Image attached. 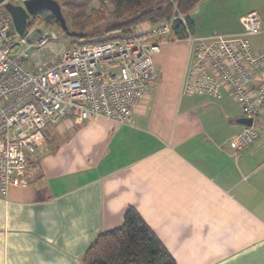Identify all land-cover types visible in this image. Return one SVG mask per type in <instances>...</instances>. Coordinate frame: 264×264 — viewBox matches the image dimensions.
Listing matches in <instances>:
<instances>
[{
	"label": "crops",
	"instance_id": "obj_1",
	"mask_svg": "<svg viewBox=\"0 0 264 264\" xmlns=\"http://www.w3.org/2000/svg\"><path fill=\"white\" fill-rule=\"evenodd\" d=\"M249 11L264 18V0H202L192 33L240 32ZM173 42L187 51L165 66ZM188 51L184 40L162 44L158 77L130 124L69 117L45 128L29 185L0 193V264H83L130 206L177 264H264V111L256 139L234 149L242 108L228 91L182 94Z\"/></svg>",
	"mask_w": 264,
	"mask_h": 264
},
{
	"label": "built area",
	"instance_id": "obj_2",
	"mask_svg": "<svg viewBox=\"0 0 264 264\" xmlns=\"http://www.w3.org/2000/svg\"><path fill=\"white\" fill-rule=\"evenodd\" d=\"M8 1L24 0L0 1L2 194L29 185L30 164L38 160L49 124L69 117L130 124L158 77L155 55L171 40L189 43L182 94L220 98L228 91L244 116L255 119L264 111V18L258 11L241 16L237 33L195 35L181 16L187 27L184 37L174 35L162 20L139 23L117 39L67 46L56 40L57 31L35 25L23 35L16 31L13 39ZM17 44L22 47L13 53ZM257 136L253 125L244 126L230 145L240 150Z\"/></svg>",
	"mask_w": 264,
	"mask_h": 264
},
{
	"label": "trees",
	"instance_id": "obj_3",
	"mask_svg": "<svg viewBox=\"0 0 264 264\" xmlns=\"http://www.w3.org/2000/svg\"><path fill=\"white\" fill-rule=\"evenodd\" d=\"M71 30L84 34L76 45L120 38L139 23L167 21L174 35L184 37L194 23L191 13L202 0H57ZM35 24L64 32L56 15L41 10L29 17ZM83 264H177L151 226L134 206L127 208L121 226L101 232L87 248Z\"/></svg>",
	"mask_w": 264,
	"mask_h": 264
},
{
	"label": "water",
	"instance_id": "obj_4",
	"mask_svg": "<svg viewBox=\"0 0 264 264\" xmlns=\"http://www.w3.org/2000/svg\"><path fill=\"white\" fill-rule=\"evenodd\" d=\"M5 7L12 16L15 30L20 35H23L26 31L29 23L28 20L31 15H34L41 10H50L56 15L60 26L66 35L71 37L84 36V34L70 29L62 11V7L57 0H24L23 4H15L11 1H8L5 3ZM237 122L244 126H252L254 119L251 117L242 116L237 119Z\"/></svg>",
	"mask_w": 264,
	"mask_h": 264
},
{
	"label": "rangeland",
	"instance_id": "obj_5",
	"mask_svg": "<svg viewBox=\"0 0 264 264\" xmlns=\"http://www.w3.org/2000/svg\"><path fill=\"white\" fill-rule=\"evenodd\" d=\"M199 5V4H198ZM36 27L38 28H45V29H51V30H55L57 31V34H58V37H57V41L59 42H63L65 45L67 46H73V45H76V38H73L71 36H68L66 35L64 32H61L59 31L57 28H50V27H47V26H43V25H39V24H35ZM11 37L13 39H17V34H16V30H15V27L13 25V29H12V34H11ZM255 40V39H254ZM168 48H164V62H165V66H170V65H176V66H179V64H176V63H179L180 60H182L184 54L186 53L187 51V44L184 43V42H179V43H170L168 44ZM22 47L21 44H17L13 49H12V52L13 53H17L19 51V49ZM32 50H30L31 52ZM159 67H163V64L161 66L158 65ZM79 121V119H78ZM46 131H55L54 130V127H53V124H50L48 126V128L46 129ZM40 150V148H39Z\"/></svg>",
	"mask_w": 264,
	"mask_h": 264
}]
</instances>
